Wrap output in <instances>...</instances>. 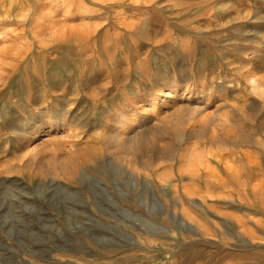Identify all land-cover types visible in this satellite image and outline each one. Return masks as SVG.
<instances>
[{"label":"rangeland","instance_id":"374dc122","mask_svg":"<svg viewBox=\"0 0 264 264\" xmlns=\"http://www.w3.org/2000/svg\"><path fill=\"white\" fill-rule=\"evenodd\" d=\"M0 264H264V0H0Z\"/></svg>","mask_w":264,"mask_h":264},{"label":"bare ground","instance_id":"6f19581e","mask_svg":"<svg viewBox=\"0 0 264 264\" xmlns=\"http://www.w3.org/2000/svg\"><path fill=\"white\" fill-rule=\"evenodd\" d=\"M42 0H35V2H36V5L38 6L39 4H40V2H41ZM138 30V29H137ZM133 125V124H132ZM163 134V133H162ZM159 137V136H158ZM158 137H155V135H154V137L152 136L148 141V143L146 144V145H153V146H155L156 144H157V142L159 141V139L160 138H158ZM135 138H137V139H135L136 140V142H140V144H141V142H142V140L139 138V137H136L135 136ZM134 140V139H133ZM146 140V141H147ZM142 143H144V142H142Z\"/></svg>","mask_w":264,"mask_h":264}]
</instances>
